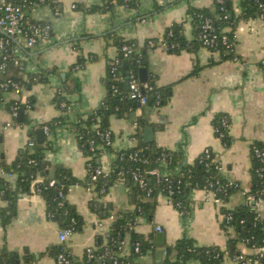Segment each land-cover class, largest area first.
<instances>
[{"label":"crops","instance_id":"0c3cea01","mask_svg":"<svg viewBox=\"0 0 264 264\" xmlns=\"http://www.w3.org/2000/svg\"><path fill=\"white\" fill-rule=\"evenodd\" d=\"M105 1L52 0V4L43 3L26 10L29 18L48 23L53 35L33 47H27L21 36L13 39L25 69L16 63H10L5 71L0 69V81L30 79L28 75L33 74L42 77L19 91H5L0 98V151L7 163L15 160L31 139L30 125L15 122L8 101L32 97V107L25 114L32 124H39L65 113L64 103L59 104L56 98L62 93L69 100L66 113L76 121L79 114L98 110L108 99V64L118 55L114 37L134 39L142 45L149 39L162 40L168 26L183 22L186 39L194 40L188 9L212 7L214 3V0H141L138 8L115 4L109 12L92 13L77 8L79 4L88 7ZM156 5L162 8L157 10ZM232 11L235 15L242 13L241 0H232ZM234 35L237 58L221 59L218 51L195 45L172 53L163 41L150 48L146 58L148 75L155 77L159 86L174 83L171 98L158 107L142 104L127 110L123 116L111 113L107 118L114 140L113 151L104 152L98 159L105 171L112 170L116 152L135 147L141 141L171 150L182 149L184 162L188 164L210 148L222 176L240 186L226 203H217L206 189L193 188L191 210L186 217L161 192L155 197H141V201L154 203V209L151 215L137 216L133 230L148 248L134 252L127 235L119 251L120 256L130 257L132 264H182L174 263L175 253L169 254L167 246L174 245L183 235L193 237L200 245H218L222 249L234 237L232 227L222 226L221 207L235 208L247 202L252 186L251 147L256 143L264 147V18H241ZM76 45L81 46L82 52ZM80 54L86 60L83 65L77 64ZM92 54L96 59H90ZM195 64L201 69L196 75L187 76ZM220 112L227 113L231 119L232 141L228 146L215 134L213 119ZM140 117L146 123L137 137ZM146 126L153 127L151 141L145 139ZM45 134L55 144V150H48L46 158L53 166L69 169L81 181L69 188L66 197L84 222L63 244L81 262L87 247L109 241L107 234L118 215L136 209L137 194L130 181L120 179L106 193L98 194L87 172L89 156L71 125L58 126L53 133ZM96 201L107 209V216L92 209ZM7 204L0 193V207ZM255 208L264 218V197ZM60 228L59 222L48 216L45 199L32 185L30 192L19 195L17 213L11 221L6 226L0 221V251L6 248L21 255L27 252L32 257L31 264H58L51 249L62 244L58 237ZM239 248L246 255L255 253L245 245ZM21 260L24 263L23 256ZM183 264L201 263L191 260ZM224 264L238 263L233 257H226Z\"/></svg>","mask_w":264,"mask_h":264},{"label":"trees","instance_id":"16d2710c","mask_svg":"<svg viewBox=\"0 0 264 264\" xmlns=\"http://www.w3.org/2000/svg\"><path fill=\"white\" fill-rule=\"evenodd\" d=\"M141 0H106L105 3L98 5H90L88 7L79 4L77 8L83 9L86 12H109L114 8L115 4L125 5L131 8H138ZM45 3H51L52 0H45ZM243 11L239 15H235L232 11V0H225L221 3L219 0H214L212 7H190L188 14L191 16L192 23L194 25L195 38L194 40H187L183 34V22H174L168 26L164 32L162 40L157 38L149 39L142 45L138 44L134 39H126L123 37H114V42L118 48V57L121 60L118 71L123 76L133 71L134 74L140 77V71L142 68H147V53L150 48L156 47L161 41L167 44V49L172 53H180L184 49H192L193 46H203L198 35L202 30V25L205 19L211 18L216 31L220 37L227 35L229 39V46L220 42L217 46L209 47L212 51H218L221 55V59L235 58L237 55L234 51L235 35L234 31L238 21L243 18L259 16L260 8L258 4L253 0H241ZM157 10H160L162 6L156 5ZM29 8V7H28ZM27 8V9H28ZM26 9V10H27ZM27 15V14H26ZM33 20V19H32ZM37 21V20H33ZM44 23L43 21H37ZM53 35L51 30V36ZM152 41V43H149ZM15 42L12 41V46H15ZM127 45L132 48V52L128 55H124L122 47ZM77 50L82 52L81 46H75ZM90 59H96V55L92 54ZM2 57L0 56V62ZM85 58L80 54L78 63L83 65ZM10 64V63H9ZM264 66V62H263ZM111 63L108 64L107 70V85H108V99L104 105L94 112H88L86 114H79L76 121H72L69 118L68 105L69 100L62 95L57 94V100L59 104H63L65 113L58 117H54L45 123L32 124L28 115L25 114L24 119L19 121L17 116H14L15 122L18 124H29L31 131V139L26 146H24L17 154L15 160L7 163L4 159L2 151H0V193L3 199L8 204L6 207H0V221L3 226H6L11 219L17 213V199L23 192H30L32 185L41 187L40 194L45 199L47 205L48 216L59 222L61 228L71 227L73 225L72 219L75 218L76 230L81 229L83 225L82 216L77 212L74 207L67 200V193L72 185L80 183V179L75 177L69 169L64 167H56L46 158V152L48 150H55V144L53 140H49L45 137L44 142L40 143L37 140V129L49 126L50 132H54L58 126L71 125L76 133V136L82 145L86 156H89L94 167L100 165L98 161L101 156L102 148L99 147L100 137L96 132V128L93 127L95 123H99V129L101 131H110L112 139L114 140L113 132L110 130L108 123L105 124L104 119L108 118L111 113H116L119 116H123L129 109H134L137 106L142 105L139 101L132 99L129 96V89H126L127 80L114 82L110 77ZM25 65H23V70ZM201 66L195 64L192 71L187 76L196 75ZM148 71V68H147ZM22 77L12 78L17 81L20 87L23 89L29 82L33 83L35 80H39L42 77L38 74L28 75V78ZM142 81V80H141ZM2 81H0L1 83ZM116 83L117 91L112 87V84ZM144 94L147 96V103L144 105L158 107L166 104L172 96L173 85L170 83L164 86H159L156 83L155 77L147 75V79L142 81ZM13 90L12 88L9 91ZM5 91L0 86V98ZM21 92V91H20ZM17 105L20 108H24L25 111L30 109L33 104V98L27 97L26 99H17L8 101L7 107L11 110L12 106ZM29 106V107H28ZM145 119L140 117L137 119V133L139 137L142 132V127L145 125ZM231 119L227 113H217L213 119V125L215 134L220 137V133L223 132L224 136L220 137L225 145H230L232 137L229 134V126ZM95 140L97 145L96 151H92L89 141ZM254 146H258L264 151V147L256 143L251 147V175L252 186L248 191V194H255L259 196L261 190L264 188V159L258 157L255 154ZM113 151V147H108ZM140 149H143L141 156L145 161L135 163L130 161L127 157L130 153H134ZM124 153L126 158L120 160L117 158L113 164L112 170L108 173L107 177L102 175L98 176L96 189L99 190L102 187L109 189L115 181L119 180L118 171L121 165L125 166H140L142 169H150L156 166H161L165 170L171 171L173 176L181 177L183 179V186L180 192H177L173 196V205L178 209L183 217H186L191 210L190 194L193 188L203 189H219L217 195L222 199L223 203H226L232 192L240 189L238 183L229 185L226 178H224L218 167V163L214 160V153L211 152V157L207 158L206 155L201 153L193 163L184 162V151L171 150L164 147L157 146L154 142L144 143L140 142L139 145L116 152L117 155ZM165 157L166 163H163ZM14 173V177H7V173ZM41 180L35 181L38 178ZM55 179V183L51 184L50 181ZM126 181H130V184L134 186V190L137 194V206L134 211L125 212L117 216L115 221L111 223V230L109 235V241L106 244H99L96 250V261H99L104 253L106 247L108 248V254L103 258L106 262L110 263V259L113 256L118 255L119 241L130 235L131 242L134 244L136 241L141 243L142 251L148 248V244L139 239L137 233L134 230H130L131 225H135L136 218L139 215H151L154 209V203L150 201H141L143 197L139 191L136 183L133 179L126 175ZM149 182L154 188L152 197H155L159 192L157 186L154 183V178L149 177ZM64 189L65 205L59 206L58 193L61 189ZM264 197V196H263ZM94 211H97L101 216H107L106 208H103L98 201L93 202L91 205ZM221 212L223 214L222 226L223 228L232 227L234 230V237L229 240L228 247L222 249L218 245H200L197 241L188 235H183L179 238L174 245L167 246V252L175 253L174 263H186L191 260H197L201 264H224L226 257H233L235 254L243 253L239 245H245L249 248L264 247V218L261 217L255 207L250 206L247 202L239 205L235 208H227L222 206ZM231 216L230 218L228 216ZM234 245V249H230V245ZM66 250V248L60 244L51 249V255L55 258L59 252ZM246 255V254H245ZM23 256L24 263H22L21 257ZM249 256V255H246ZM254 256V255H251ZM130 261L131 258L124 257ZM169 262V259H167ZM32 257L27 252L19 253L18 251H9L6 248L0 251V264H31ZM77 264H84V261L77 262ZM252 264H255L254 262Z\"/></svg>","mask_w":264,"mask_h":264},{"label":"built area","instance_id":"2783aa9c","mask_svg":"<svg viewBox=\"0 0 264 264\" xmlns=\"http://www.w3.org/2000/svg\"><path fill=\"white\" fill-rule=\"evenodd\" d=\"M221 3H223L225 0H219ZM255 1L259 8L260 13L259 16L261 18H264V0H253ZM45 3V0H0V29L3 31V35L0 36V56L2 57V60L0 62V69L2 71H5L9 63H16L18 65H21L23 68V63L20 58L19 54V47L17 45L12 46L13 39L17 38L18 36L23 37L25 41V45L27 47H33L36 44H38L41 41H46L50 38L51 35V26L48 23H41L37 21H33L31 18H29L26 15V9L34 8L40 4ZM75 6V5H74ZM199 39L202 42V45L204 47H214L217 46L220 42H222L225 45L229 46V39L227 35H223L220 37L216 31V28L213 24V20L211 18L205 19L202 25V30L200 31L198 35ZM149 43H152V41H149ZM164 45H166L165 42H163ZM122 51H124V55L128 56L132 52V48L124 45L122 47ZM237 58V57H235ZM112 67L110 71V77L112 81H122L124 79L127 80V83L129 84V96L132 99H135L139 101L141 104L147 103V96L144 94L143 91V85L142 81L139 77H137L133 71H130L128 75L123 76L120 71H118V66L121 64V60L118 56H116L113 60L110 61ZM0 86L3 88L4 91H9L10 88H12L15 91H19L21 89L19 83L15 81L12 78H7L5 80H2L0 83ZM112 87L117 91L116 83L112 84ZM29 107V106H28ZM19 106L17 103L12 106L11 112L14 116H17V112L19 110ZM94 128H96V132L98 136L100 137L101 141L99 144V147L102 148L101 155L109 151L108 147L113 146V139L111 136V132L108 131H101L99 127V123H95L93 125ZM45 133H50L49 126L44 127ZM224 136V133H220V137ZM91 145V150L96 151V143L94 139H91L89 141ZM143 149H140L134 153H130L128 155V159L132 162L139 163L142 161H145L144 158L141 156V152ZM254 151L256 156L262 157L264 159V151L261 150L260 147L254 146ZM212 150L210 148H206L203 151V154L206 155L207 158L211 157ZM90 158V157H89ZM88 158V159H89ZM119 158L120 160H124L126 156L124 153H121L120 155H116V159ZM214 160L215 157H214ZM217 161V160H216ZM163 163H166L165 157L163 159ZM218 163V162H217ZM88 176L90 177V180L95 183L98 179L99 175H102L103 177H107L108 173L103 169L101 165H98L96 167L93 166L92 162L90 160H87L86 163ZM218 167L220 168V165L218 163ZM14 173H7V177L12 178L14 177ZM119 179L125 180L126 175H129L131 179L134 180L136 183L139 191L142 193L143 197L150 198L152 197L154 188L151 186L149 182V177L152 176L154 178V183L157 186L159 192L165 194L168 198V200L173 204V196L175 193L180 192L182 190L183 186V179L181 177H175L171 173V171L165 170L161 166H156L150 169H142L140 166H125L121 165L120 169L118 171ZM35 181H38L37 179ZM55 179H52L50 181L51 184L55 183ZM229 185H234V182H229ZM35 188V191L40 194L41 187L37 185ZM208 193L213 195L214 200L217 203H222V199L217 195V191L219 189H206ZM107 188L102 187L99 190H97L98 194H104L106 193ZM59 206L65 205V194L64 189L61 187L59 193ZM264 196V188L261 190L259 196H256L255 194L251 193L247 195V203L255 207L257 202L262 199ZM231 217L230 215L228 216ZM73 225L71 227H65L60 228L59 231V241L62 243V245L68 240L70 235L76 231V220L75 218L72 219ZM134 226H130V230H133ZM158 230H161L160 226H157ZM108 236L110 233L107 234ZM126 240L125 238L120 239L119 241V249H118V255L111 257L110 263L106 262L103 258L108 254V248L106 247L103 254L98 255L99 257H102L99 259V261H96V250L97 247H87L84 253L83 260L84 264H130L129 260H126L124 257L119 255V251L125 244ZM255 250V253L252 254L254 256H246L244 253L235 254L233 258L237 261L238 264H249V263H255V264H264V247H256L253 248ZM133 250L136 253L142 252L141 243L139 241H136L133 244ZM56 261L58 264H77V261L73 257V255L66 249L58 253L56 256ZM153 264V263H150Z\"/></svg>","mask_w":264,"mask_h":264},{"label":"water","instance_id":"95a60500","mask_svg":"<svg viewBox=\"0 0 264 264\" xmlns=\"http://www.w3.org/2000/svg\"><path fill=\"white\" fill-rule=\"evenodd\" d=\"M147 75H148V71L147 68H142L140 71V77L142 81H145L147 79ZM126 88L129 89V84L126 83ZM25 109L19 108L18 112H17V118L19 121H22L24 119L25 116ZM105 124H107V119H104ZM46 137L45 131L43 128H39L37 129V140L38 142L42 143L44 142ZM153 137V127L152 126H146L145 127V139L146 141H151ZM230 249L233 250L234 249V245L231 244L230 245Z\"/></svg>","mask_w":264,"mask_h":264}]
</instances>
